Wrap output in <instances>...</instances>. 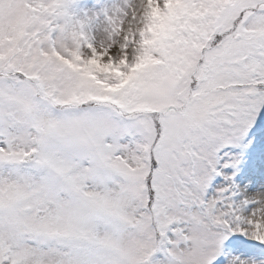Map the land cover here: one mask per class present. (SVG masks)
Listing matches in <instances>:
<instances>
[{
    "label": "snow or ice",
    "instance_id": "1",
    "mask_svg": "<svg viewBox=\"0 0 264 264\" xmlns=\"http://www.w3.org/2000/svg\"><path fill=\"white\" fill-rule=\"evenodd\" d=\"M0 264H264V0H0Z\"/></svg>",
    "mask_w": 264,
    "mask_h": 264
}]
</instances>
